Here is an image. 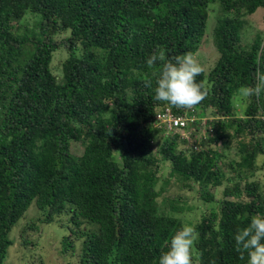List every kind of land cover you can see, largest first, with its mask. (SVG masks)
I'll list each match as a JSON object with an SVG mask.
<instances>
[{
    "label": "trees",
    "instance_id": "obj_1",
    "mask_svg": "<svg viewBox=\"0 0 264 264\" xmlns=\"http://www.w3.org/2000/svg\"><path fill=\"white\" fill-rule=\"evenodd\" d=\"M259 10L264 0H0V264L22 251L17 264H57L53 246L67 264H155L182 223L199 233V264H247L234 234L264 213V39L242 36ZM212 12L218 56L196 78L208 95L191 109L156 101L147 58L198 54ZM166 108L199 119L190 139L157 127ZM193 195L204 207L187 221Z\"/></svg>",
    "mask_w": 264,
    "mask_h": 264
},
{
    "label": "clouds",
    "instance_id": "obj_2",
    "mask_svg": "<svg viewBox=\"0 0 264 264\" xmlns=\"http://www.w3.org/2000/svg\"><path fill=\"white\" fill-rule=\"evenodd\" d=\"M147 67L157 74L154 99L173 107L191 109L208 95L211 85L207 77L197 82L204 69L197 53L186 52L172 58L163 48L153 52L146 60ZM159 65V67H157ZM264 84V76L261 77ZM261 84L255 88L241 86L233 93V100L247 98L262 91ZM145 86L152 87V80L145 77ZM199 233L195 226L182 223L171 236L167 250L162 251L155 264H199L202 255L197 248ZM235 250L240 259L247 257V264H264V213H256L234 234Z\"/></svg>",
    "mask_w": 264,
    "mask_h": 264
},
{
    "label": "rangeland",
    "instance_id": "obj_3",
    "mask_svg": "<svg viewBox=\"0 0 264 264\" xmlns=\"http://www.w3.org/2000/svg\"><path fill=\"white\" fill-rule=\"evenodd\" d=\"M216 9H218L217 6H215ZM27 21L32 22L33 19L28 16L25 20L24 23H26ZM215 23H216V13L212 12L210 17H209V23H208V27H207V35L204 38V42L202 43L201 49L197 54V59L199 61V63L201 64V66L203 67V69L205 70L206 73H208L213 66L215 65V61L217 58V50L216 47L214 45L213 42V30L215 27ZM257 36H261L264 39V10H259L256 14L248 17V24L246 27V30L243 33L242 36V42L244 45L246 46H250L253 41L255 40V38ZM63 54L65 53H59L57 54V57L55 59V63L57 64L58 61L63 59ZM74 153L78 154L80 153L81 150V146H78V144H74ZM258 165L263 168L264 166V156H259L258 157ZM164 166V165H163ZM161 168L160 170V176L162 175L163 178L166 177L170 171V166H165ZM261 182L264 183V169L258 170V175ZM163 182H161L162 184ZM175 192L178 191L176 187H174L173 189ZM188 196H190V194H187ZM203 201L198 200L197 197H191L188 199V207H192L190 209H187V211L184 212V217L187 221H193V220H198L202 214V209H203ZM187 207V206H185ZM27 222V220L22 221L21 225L19 226V228H17L16 230V236L19 233V230L22 229V227L24 226V224ZM48 231H46L44 229V231H42L40 234H34L33 235V239H38V236L41 235L40 241L44 239L45 235H48L47 233ZM53 234V232H50ZM59 234L62 236V234L59 232ZM54 235V234H53ZM53 238H56V234L54 235ZM56 240H60V236H58L56 239H54L53 241L55 242ZM45 243V241H43ZM39 245H42V243H40ZM47 247H51V246H47ZM40 248V247H39ZM39 248H37L38 250H35V247H31V249L34 250V253H30V256L28 257L27 262L31 263L32 259L33 261H36V263L38 262L37 256L40 255V250ZM60 246H53L52 250L56 251V257H57V264H67L66 263V259L62 258L61 254H60ZM30 252V251H29ZM33 255V256H32ZM24 256V252L22 251V253L19 252V254L17 255H12L10 257L7 258L8 260V264H17L16 262L19 261V257H23ZM42 258H46L45 256L42 255ZM69 258V257H67ZM49 259L52 261V263L48 260H46L48 262V264H54L53 260H54V256H50ZM72 258H69V264H74L73 261L71 260Z\"/></svg>",
    "mask_w": 264,
    "mask_h": 264
},
{
    "label": "built area",
    "instance_id": "obj_4",
    "mask_svg": "<svg viewBox=\"0 0 264 264\" xmlns=\"http://www.w3.org/2000/svg\"><path fill=\"white\" fill-rule=\"evenodd\" d=\"M211 119L212 118L202 119V125L206 126L207 122ZM198 120L199 119L196 116H176L170 108L160 110L156 114V125L161 130H164L165 136H169L172 133H181L183 139H190L189 135L192 133V131H196V127H191L192 129L190 131H184V129L188 128L190 123H194ZM201 133L205 135L204 131Z\"/></svg>",
    "mask_w": 264,
    "mask_h": 264
}]
</instances>
